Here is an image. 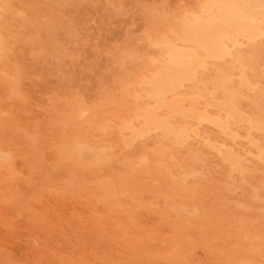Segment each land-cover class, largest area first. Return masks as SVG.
Returning <instances> with one entry per match:
<instances>
[{
  "label": "bare ground",
  "instance_id": "obj_1",
  "mask_svg": "<svg viewBox=\"0 0 264 264\" xmlns=\"http://www.w3.org/2000/svg\"><path fill=\"white\" fill-rule=\"evenodd\" d=\"M31 10L0 0V84L13 98L22 75L8 66L6 31L11 16L35 24ZM146 42L147 53L124 52L118 60L122 97L106 96L96 108L78 102L62 113L61 126L71 123L74 134L52 147L46 174L41 132L4 108L0 96V264H26L25 252L39 245L38 258L46 257L47 236L62 244L65 227L75 246L48 257L60 264H202L198 249L216 252L223 264H264V74L256 68L264 59V0H201L196 9L158 17ZM147 136L155 140L137 148ZM18 158L30 178L40 172L30 199L15 187ZM114 159L122 166H108ZM217 170L221 178L208 179ZM195 180L206 182L218 212L202 205ZM131 181L157 201L140 204L132 195L123 206L120 195ZM83 191L85 214L37 209L40 194ZM99 204L104 211L97 212ZM25 209L26 249L18 259L3 231L10 238ZM145 211L156 212L159 226L144 219Z\"/></svg>",
  "mask_w": 264,
  "mask_h": 264
},
{
  "label": "rangeland",
  "instance_id": "obj_2",
  "mask_svg": "<svg viewBox=\"0 0 264 264\" xmlns=\"http://www.w3.org/2000/svg\"><path fill=\"white\" fill-rule=\"evenodd\" d=\"M200 3L201 0H13L16 8L33 9L31 11L36 14V23L25 24L16 17H9L10 27L6 31V41L11 55L8 58V66L10 70L19 69L22 78L19 97H9L7 88L2 87L7 85L3 83L0 84V96L4 108L13 110L14 115L21 119L18 120L36 126L41 132V148L46 152V156L43 155L46 159V164L42 167L43 174L47 173L46 170L53 162L52 147L60 138L70 140L74 134L71 123L61 126L62 113H67L78 102L96 108L106 96L122 97L125 86H118V80L122 76V68L118 63L121 55L129 51L147 53L149 48L146 36L155 30L158 17H172L183 9L193 10L198 8ZM5 16L3 13L2 17ZM133 65L130 67L134 68ZM256 68L264 74V59L260 58L257 61ZM261 85L264 86V78ZM154 140V136H147L143 141L138 142L137 148ZM115 151L121 152L119 148H115ZM122 155L121 152L116 157L121 158ZM116 159L108 166L113 165L117 168L122 166V162ZM22 164V159L18 158L16 165L19 172H22V177L14 183L20 193L28 197L40 183V172L37 171L30 178ZM78 175L79 179H83V169ZM260 177L259 174L248 176L250 181ZM219 178H221L219 170L214 175L208 176V179L214 181ZM212 180L207 182L210 184ZM193 184L197 186V191L204 190L198 194L203 198L202 205L210 208L213 206L214 211L218 212L217 199L207 194L210 190L206 187V182L195 180ZM127 185L128 191L120 195L123 206L131 202L132 195L139 196L140 204L146 200L158 199L150 191L137 190L136 184L132 181ZM239 191L241 192L236 197L242 201L245 196L242 190ZM84 193L81 192L80 197L40 194L41 203L36 206L38 211H42L44 207L55 210V214L66 211L85 214ZM30 198L31 196L27 199ZM2 206L0 204L1 210ZM101 206L99 204L96 208L97 212L104 209H101ZM11 207V213L15 214L19 204L15 203ZM134 209L139 208L136 206ZM227 209L232 214L238 213L229 207ZM22 212L21 217L14 223L10 238L3 231L4 237L9 240L11 254L18 259L26 249L24 244L28 234L23 221L24 219L26 221L29 212L28 209ZM252 213H255V209H252ZM144 214V219L148 220L149 224L159 226L156 212L145 211ZM78 232L86 235L85 238L94 236L87 231L78 230ZM78 232L76 231V236L80 237ZM0 236L3 237L1 232ZM73 237L69 227L63 228L60 237L62 244L47 236L42 245L46 246L48 255L38 258L36 253L42 249L39 245L25 252V263L60 264L55 258L49 259V254L69 253L75 246ZM232 241L233 238L229 237L225 245H231ZM228 249L227 251H231L230 248ZM196 256L203 261L202 264H223L224 258L217 256L214 251H207L205 254L198 249ZM122 264L127 263L122 262ZM143 264H146V261ZM157 264L164 263L162 260H157Z\"/></svg>",
  "mask_w": 264,
  "mask_h": 264
}]
</instances>
